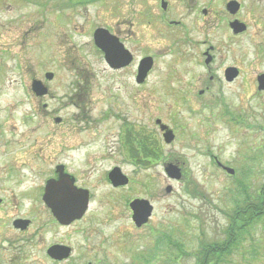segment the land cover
Listing matches in <instances>:
<instances>
[{
    "label": "rangeland",
    "instance_id": "1",
    "mask_svg": "<svg viewBox=\"0 0 264 264\" xmlns=\"http://www.w3.org/2000/svg\"><path fill=\"white\" fill-rule=\"evenodd\" d=\"M21 1L15 0V9L10 13L29 14L32 28L42 18L56 22L45 38V53L47 69L57 73L51 90L58 99L48 100L49 116L43 131V118L23 121L22 112L27 107L17 104L22 91L19 85L7 84L0 88V109L8 104L17 105L8 118L3 115L0 120L8 126L15 125L18 138L32 127L37 128L30 140L34 144L38 139V148L46 138L47 170L65 163L70 170L80 171L81 184L94 192L95 222L91 228L104 233V236L96 234L98 241L116 238L122 246L133 244L134 250L126 249L130 264L133 252L147 253V247L155 240L168 238L171 239L166 240L170 244L168 249L160 244L152 264H196L202 260V256L195 255L200 244L211 248L230 239L229 248L217 257L223 259L214 264H262L261 255L257 260L250 258L247 227H238L233 239L228 233L230 223L244 219L242 212L237 216L235 208L239 185L257 193L264 189V179L249 177L238 185L236 178L217 165L216 158L241 172L248 164L253 165L248 156L251 147L264 141V95L256 81L264 72V0H254L258 3L256 17L260 18L256 36L246 35L235 45L242 78L230 84L210 81L204 65L186 56L190 47L184 44L179 54L161 52L156 69L140 91H134L131 77L126 82L122 74L108 72L94 48L91 31L94 26H114L124 19L132 21L138 8H153L156 0H96L64 10L61 20L54 0H47L44 9L39 0ZM179 7L177 2L173 7L177 18L183 14ZM150 30L145 28L147 35ZM216 34L213 36L216 40L225 39L224 34ZM165 43H171L169 38L144 37L145 46L151 49L168 48ZM37 58L36 51H31L29 65L33 67ZM9 75L17 76L16 72ZM79 86L81 92L88 94L86 115L82 113L84 104L72 95ZM202 89L205 91L200 94ZM110 109L116 110L118 116L110 113ZM227 111L232 112L231 117L225 116ZM56 116L65 119V123H56ZM232 117L236 121H231ZM162 123L175 134L170 143L163 137ZM78 144L82 147L67 151L70 145ZM149 149H154V154ZM262 160L264 155L255 163L256 171L264 167ZM117 162L130 182L113 191L104 173ZM169 164L180 168V179L166 174L164 169ZM100 195H104L103 201ZM133 198L148 199L154 206L152 217L141 229L135 227L131 218L129 204ZM253 237L259 242V252L264 253V228L258 226ZM236 239L241 243L231 253V242ZM112 250L117 252L115 246ZM118 252L123 259L124 249L120 247Z\"/></svg>",
    "mask_w": 264,
    "mask_h": 264
},
{
    "label": "flooded vegetation",
    "instance_id": "2",
    "mask_svg": "<svg viewBox=\"0 0 264 264\" xmlns=\"http://www.w3.org/2000/svg\"><path fill=\"white\" fill-rule=\"evenodd\" d=\"M54 1L61 20L64 10L73 9L79 4L87 5L96 0ZM156 1L153 8L147 10L138 8L137 17L132 21L124 19L114 26L108 24L105 27L92 28L94 48L102 56L108 72L122 74L126 82L131 77L134 91H140L156 69L161 52L162 55L179 54L181 47L185 44L190 47L186 56L193 58L196 64L204 65L210 81L230 84L239 79L241 67L238 64L239 57L235 53V45L246 35L256 36V29L260 28V18L256 17L257 2L254 0ZM21 2L25 3L26 0ZM176 2L180 4L179 8L183 13L179 18L173 11ZM39 4L42 9L48 5L47 0H39ZM14 6L15 0H10L8 3L0 0V88L7 84L19 85L22 98L17 100V104L27 107L22 112L23 121L31 117L43 118L44 131L49 116L48 100L58 99L57 93L51 90L57 73L47 69L48 60L45 53L47 48L45 38L49 29L53 31L56 27V22L42 18L41 23L32 28L29 23V14L10 13L15 9ZM186 10H188L187 13ZM145 28L147 30L151 28L149 35L146 34ZM216 33L224 34L225 39L216 40L213 38L214 34L217 36ZM145 35L153 38L156 36L161 39L169 38L171 43H165L168 48L151 49L144 44ZM34 47L35 49L32 50ZM31 51H36L38 56L33 67L29 65ZM41 65L43 69L40 68ZM15 72L17 76H8V73ZM258 76L256 77L257 85ZM81 90L79 86L78 92L72 95L81 105L84 104L82 113L86 115L85 103H87L88 94L87 91L81 92ZM204 91L202 89L199 93L203 94ZM17 104L13 103L11 106L8 104L6 108L0 109V116L7 115L8 118ZM110 113L118 116L116 110L110 109ZM226 113L228 115L225 116H229L232 112ZM54 120L56 123H65V119L61 116H56ZM232 120L235 119L232 117ZM239 122L237 120V123ZM9 124L8 126L0 120V264H128L126 249H132L133 244L122 246L116 238H113L115 241L107 239L98 241L99 237H95L100 233L104 236V233L91 228L92 222H95L92 208L94 192L87 185L81 184L80 171L70 170L65 163L55 164L47 170L46 138L41 142L43 147L36 148L38 139L34 141V144H31L30 139L32 131H36L37 128L32 127L27 134L24 133L18 138L15 125ZM81 147L82 144L70 145L67 151L72 152ZM263 155L264 141L251 147L248 156L249 163L252 162L253 165L248 164V167L241 172L237 168L223 164L218 157L216 162L224 173L236 178L239 185L240 181L244 182L249 177L264 179V167L256 171L255 166ZM113 171L116 172L117 182H120L124 176L129 179V176L122 171L119 162L114 163L104 173L112 190H121L128 186L129 183L115 184L110 177ZM239 186L241 189H238L237 197H235L237 216L240 212L244 215L249 212V219L242 225H239L240 223L236 225L234 221L230 223L228 236L233 239L238 227H247L251 240L250 258L257 260L261 255L264 259V253L259 252V242H256L253 237V231L258 226L264 228V204H255L257 199L264 198V189H259L255 193V190L252 192L245 185ZM100 197L103 201L104 195ZM135 199L144 198H133L129 204L133 223L136 228L141 229L152 217L154 206L148 199H144L150 202L153 209L147 221L138 226L133 219L134 210L131 207ZM259 212L262 214H258ZM101 223L104 222L101 221ZM233 225L237 227L232 228ZM166 240L171 242L168 238L155 240L156 243L147 247V253L133 252L131 254L133 262L130 264H152L160 244L168 249L170 244ZM229 240L219 242L211 249L223 255L229 248ZM231 243V253H233L238 249L241 240L236 239ZM113 246L116 247L117 252L112 250ZM120 247L125 251L123 259L119 258ZM195 255L202 256V260L196 264H214L215 262L208 263L211 253L207 246L200 244L199 251ZM222 259L220 258L218 262ZM168 262H170L169 256Z\"/></svg>",
    "mask_w": 264,
    "mask_h": 264
},
{
    "label": "water",
    "instance_id": "3",
    "mask_svg": "<svg viewBox=\"0 0 264 264\" xmlns=\"http://www.w3.org/2000/svg\"><path fill=\"white\" fill-rule=\"evenodd\" d=\"M98 31H97V35H98ZM99 43V42H98ZM101 47V46H100ZM258 89L259 90H263L264 91V73L260 74L258 76ZM158 123H161V120H157ZM161 129L164 131L163 137L165 139V141L167 143H170L173 141L174 139V133L172 130L168 129V127L164 124L161 125ZM231 172L233 170L228 169ZM165 172L166 174L173 178V179H180L181 177V170L178 166L173 165V164H169L167 166H165ZM110 177L112 179V181L117 184V183H121V184H127L129 179H127L126 176H124L122 178V180L120 182H117V177H116V172H112L110 174ZM167 191L170 192L171 191V186H169L167 188ZM131 207L134 210V216L133 219L136 222V224L139 226L143 223H145L148 219V217L150 216L153 207L151 206L150 202L144 199H135L132 203H131Z\"/></svg>",
    "mask_w": 264,
    "mask_h": 264
},
{
    "label": "trees",
    "instance_id": "4",
    "mask_svg": "<svg viewBox=\"0 0 264 264\" xmlns=\"http://www.w3.org/2000/svg\"><path fill=\"white\" fill-rule=\"evenodd\" d=\"M148 151H150L151 153H153V152H155V150L154 149H149ZM154 154V153H153ZM256 205H261V204H264V198H260V199H257V201H256V203H255ZM258 214H262V212H259ZM244 215V214H243ZM247 216H248V213H246V215H244L243 216V218L244 219H242V220H238V219H236V220H234V223L236 224V225H238L239 223H245V222H247ZM214 247V246H213ZM216 247V246H215ZM212 248V247H211ZM211 248H209L210 249V253H211V255H210V257H209V259H208V263L209 262H211V261H216L217 260V262L219 261V259L217 258L218 256H220V252L218 253V252H216V250L215 249H211Z\"/></svg>",
    "mask_w": 264,
    "mask_h": 264
}]
</instances>
